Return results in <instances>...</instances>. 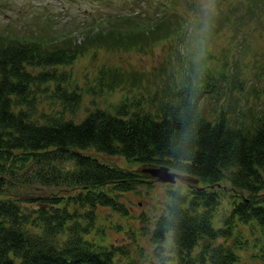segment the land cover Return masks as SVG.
Wrapping results in <instances>:
<instances>
[{
    "label": "trees",
    "instance_id": "obj_1",
    "mask_svg": "<svg viewBox=\"0 0 264 264\" xmlns=\"http://www.w3.org/2000/svg\"><path fill=\"white\" fill-rule=\"evenodd\" d=\"M178 2L160 1L167 10L159 17L109 15L80 43L70 34L54 40L44 27L28 37L0 33V264H137L126 248L107 242L112 230L101 222L109 210L129 223L121 200L144 186L152 191L154 181L141 173L152 166L199 184L168 185L159 216L147 222L152 244L168 243L174 256L150 264H241L250 250V264H264V111L252 113L249 80L237 63L216 58L222 66L214 73L209 49L200 62L179 55L178 79L170 51L158 69L167 76L162 101L140 97L145 74L133 68L103 65L84 89L70 73H59L99 51L154 55L165 42L177 50L194 29L199 6L187 2L179 22ZM214 2L222 23L236 17V33H244V21L264 22V0ZM118 88L126 90L118 105L74 118L85 96ZM111 224L120 234L123 225ZM135 227L129 237L147 230Z\"/></svg>",
    "mask_w": 264,
    "mask_h": 264
},
{
    "label": "rangeland",
    "instance_id": "obj_2",
    "mask_svg": "<svg viewBox=\"0 0 264 264\" xmlns=\"http://www.w3.org/2000/svg\"><path fill=\"white\" fill-rule=\"evenodd\" d=\"M108 1V3H104L101 0H0V33L10 32L20 37H28L32 32L44 27L46 34L54 37V40H59V38L70 34L80 43L84 40L88 29H91L94 24L100 22V19H104L109 15H132L141 12L143 18L146 14L151 17H159L161 16L160 9L167 10V1L166 5L162 6L160 4L162 0H136L135 3L132 0ZM195 1L199 3V6L195 8L197 23L182 45H177V50H170L169 45H165L166 42H163L164 44L161 43L156 46L154 55L136 51H124L118 54L99 51L96 57L89 54L73 66L60 69L59 73L62 71L70 73L78 86L84 89L86 79H93L98 69L103 65L106 67L133 68L145 74L146 81L143 83L145 88L140 89V97L144 94L145 98L149 99L150 94H155L162 101V90L164 89L162 79H166L167 76L158 71L161 64L165 63L172 53L173 64L176 66V72L172 73L179 79L181 76V69L178 67L179 55L186 56L189 54L188 60L200 62L205 56L204 50L209 49L211 54L215 56V59L209 60L211 71L216 73L220 70L222 64L216 58L222 56H225L233 67L237 63L242 76L249 80L245 95L247 96L248 105L253 110L252 113L264 111V22L262 24L257 19L252 21L242 20L244 21L245 31L243 33L242 30H239V35L236 33L239 26L234 15H232L230 22L222 23L214 0ZM187 2H190V0H179L176 9V21L181 22L182 15L185 11H188L185 10ZM189 11L193 13L194 10L189 7ZM234 14L237 17L243 15L241 11L237 13L234 11ZM243 36H247L246 40L243 39ZM168 65L171 73V61ZM125 91L123 88H118L114 92L85 96L81 111L74 118L81 119L87 116V113L97 109L113 108L122 101L124 95H126ZM220 98L224 99L225 103L227 102L226 97L220 96ZM144 103L146 102L144 101ZM44 108L48 110L50 107L45 105ZM215 109L216 106L211 101L208 111L212 114ZM100 159L125 169H140L137 166H130L122 158L102 156ZM70 168H73V165H70ZM177 183L178 186L181 185V183ZM150 184L152 185V191L144 186L134 193L123 196L121 201L130 215L129 223L126 218L113 214L109 210H105L104 220L101 222L102 225L109 224L112 230L107 242L117 247L126 248L137 264L160 263L162 259L170 261L174 256L171 245L168 243L164 246H156L151 242V233L154 227L147 221L149 218L153 217L155 219L159 216V211L167 201L169 187L159 182H151ZM224 217L225 215H222V219ZM133 218L135 222H131ZM111 222L123 225L120 234L115 232L116 228H113ZM133 223L136 226L135 228L147 227V230L144 228L143 232H135L134 238L137 241L127 234ZM216 226L220 227V224H216ZM251 254L252 251L250 250L245 257L242 256L241 264H250ZM252 264L259 263L253 261Z\"/></svg>",
    "mask_w": 264,
    "mask_h": 264
},
{
    "label": "water",
    "instance_id": "obj_3",
    "mask_svg": "<svg viewBox=\"0 0 264 264\" xmlns=\"http://www.w3.org/2000/svg\"><path fill=\"white\" fill-rule=\"evenodd\" d=\"M141 173L163 184L175 185L178 180L186 181L195 185L199 184L198 179H194L192 177H184L183 175L172 172L169 168L163 166L144 167L141 169Z\"/></svg>",
    "mask_w": 264,
    "mask_h": 264
}]
</instances>
